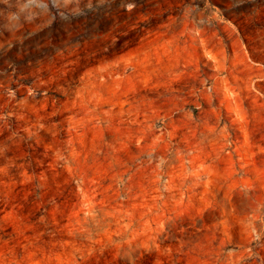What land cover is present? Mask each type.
<instances>
[{
  "label": "rangeland",
  "instance_id": "rangeland-1",
  "mask_svg": "<svg viewBox=\"0 0 264 264\" xmlns=\"http://www.w3.org/2000/svg\"><path fill=\"white\" fill-rule=\"evenodd\" d=\"M0 264H264V0H0Z\"/></svg>",
  "mask_w": 264,
  "mask_h": 264
}]
</instances>
